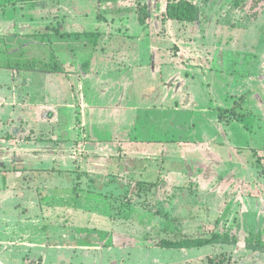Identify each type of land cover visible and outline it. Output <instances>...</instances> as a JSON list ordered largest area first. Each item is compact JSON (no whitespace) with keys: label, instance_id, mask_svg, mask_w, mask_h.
<instances>
[{"label":"rangeland","instance_id":"1","mask_svg":"<svg viewBox=\"0 0 264 264\" xmlns=\"http://www.w3.org/2000/svg\"><path fill=\"white\" fill-rule=\"evenodd\" d=\"M164 1L102 0L100 6L96 0L50 1L24 12L25 43L16 46L21 51L12 61L23 68L51 74L56 55L111 58L133 48L145 67L148 56L153 62L158 54L161 66H170L159 73L157 68L153 74L137 72L127 98L106 77L94 93L85 88L86 101L99 106L88 133L105 139L104 146L85 149V104L77 92L81 73L71 77L73 103L58 110L59 118L46 103L32 109L31 124L28 113L16 118L21 124L8 129V170L18 171L17 145L33 134L41 186L55 183V190L62 189L41 187L34 206L0 199V222L7 217L8 228L19 229L2 236L7 241L3 251L24 260L38 251L35 264H264V247L244 240L248 231L261 232L264 239V80L259 79L264 74V0H196L194 23L157 19ZM137 4H145L149 14L144 26L138 23ZM96 27L100 37L92 45L82 33ZM56 28L72 36H58ZM148 39L154 47L147 53ZM40 85L31 82L35 94ZM141 86L151 89L135 92ZM241 98L237 113L219 122L220 111ZM135 104L147 106L143 112L137 106L143 124L129 127L119 112ZM114 134L131 143L142 136L147 143L119 151ZM122 151L147 153V164L132 162L145 157L126 158ZM66 165L69 174L50 173ZM127 168L131 174L123 173ZM106 177L115 185L126 183H120L125 188H102ZM216 228L230 230L237 241L189 250L133 247L209 238Z\"/></svg>","mask_w":264,"mask_h":264},{"label":"crops","instance_id":"2","mask_svg":"<svg viewBox=\"0 0 264 264\" xmlns=\"http://www.w3.org/2000/svg\"><path fill=\"white\" fill-rule=\"evenodd\" d=\"M50 1H40L36 2L34 4H20L16 2V0H0V199H9L11 203L14 204V206L19 205H38L40 202L39 191L41 190V187L44 191L48 189L50 192L58 191L62 189V187L59 185L58 189L55 190V183L54 184H43L41 186L40 184V158H39V143L38 138H34V135L31 134V140L25 139V141H21L17 147L18 151L16 152V159H18L20 165L17 166L18 171L11 172L8 170V154L7 149L11 148L9 142V134L8 129L11 128L10 126L13 124H21V120H17L20 116V114L26 113V115L30 114L28 117L29 121L28 123L31 124L33 121L31 111L34 108H40L41 104L46 103V105L53 109L54 113L56 114L57 118L62 114H59L58 110L61 109H71V105L73 103V94H72V83H71V77L72 75L81 73V78L77 80V92L80 94L82 102L85 104L83 109L81 110L83 116L85 117V126H84V132L86 137V143L85 149L90 150L92 148V145L95 146L97 144L103 145L101 142H104L105 139L99 138V137H92V135H89L88 133V125L91 123L95 116V109H97L99 106L95 102L88 103L86 101V92L85 88H91L89 92L94 93L96 84H99L103 81V79L106 77L108 82L110 84H116L118 85L123 92V98L126 97V92L130 91V87H135V76L137 72L144 71V73L153 74V71L157 68V73H159V69L162 67L163 69H169L170 65H164L161 66L163 56L162 54H158V58L156 57V61H151L152 55H147V66H143L142 63L144 61L137 59L136 54L134 52V48L131 49H125L124 53H118L116 55H113V57H109L108 55H105L103 53H95L93 55L91 54H85L90 55V62H89V68L87 72H84L82 69L79 70L78 73L75 74H69L66 76L62 73H51L47 74L41 71H38L33 66L31 67H25L19 66L18 62L13 63V59L15 57L16 51H21L20 46L22 43H25V38L21 35L23 31V15L24 12H28V9L31 8V11L33 9L38 10L37 3H42L44 6H46L47 3ZM46 3V4H45ZM152 40V39H151ZM148 39L147 42V53L148 51H151L154 47V44H150ZM80 56V55H79ZM77 57V60L79 58ZM169 62L171 60L169 59ZM154 63V64H150ZM142 66V67H141ZM50 73V72H48ZM156 73V72H155ZM54 75L56 77L59 76V78H52L51 75ZM133 74V75H130ZM130 77L129 79H125V77ZM36 80V83H40L39 91L37 94L33 91V88H31V82L33 83L34 80ZM15 81V84L13 80ZM105 79V80H106ZM146 80H149L147 78ZM142 87V86H141ZM137 88V87H136ZM150 91L147 86H143L142 88H137L135 92H141L147 93ZM38 90V89H37ZM183 92V90L181 91ZM88 93V92H87ZM41 94V95H40ZM180 95V94H179ZM182 95V94H181ZM146 105H147V95H145ZM94 100V99H93ZM128 100V99H127ZM125 104V103H123ZM146 105H138L135 104L134 107L128 106L127 108L121 109V112H119L120 115L124 117L123 120L126 119V126L132 127L133 124H137L138 122L142 123L140 120L144 119L140 115V111H142L143 108H146ZM122 107L125 105H121ZM139 109H141L139 111ZM142 106V107H140ZM100 109V108H99ZM28 111V112H27ZM143 112V111H142ZM28 113V114H27ZM126 117V118H125ZM127 117L129 119H127ZM84 119V118H83ZM147 120V118H145ZM17 120V121H16ZM32 120V121H31ZM132 120V121H131ZM25 124V123H24ZM143 124V123H142ZM28 125H26L27 129ZM125 127V126H124ZM135 128V127H134ZM136 129V128H135ZM31 131V130H30ZM31 133V132H30ZM30 133L26 137H30ZM119 137L117 135H112ZM130 136V135H129ZM128 138V137H126ZM125 138V139H126ZM137 138V136L133 137ZM116 138H113L114 140ZM117 140V150L123 149L126 151V148L129 146H137L136 148H139L138 146L140 144L145 145L146 140L142 138V136H139L137 139L133 140L131 143L130 141L124 142L122 139L120 140V137ZM37 140V141H36ZM143 140V142H142ZM26 141L27 144H26ZM84 141V140H83ZM123 141V142H121ZM141 141V142H140ZM128 143V144H126ZM116 144V143H113ZM110 144V145H113ZM126 144V145H125ZM60 145H64L60 144ZM123 146V147H122ZM100 150V149H99ZM28 152V154L24 152ZM64 151V150H63ZM98 151V150H97ZM122 151V155L126 158H130L132 155L136 159L143 158V161L134 160L132 162L134 163H144L147 164V153L143 152L140 153L139 151H136L135 153H127ZM99 152V151H98ZM97 155V154H96ZM106 156V154H101ZM145 155V156H142ZM120 156V155H119ZM142 160V159H141ZM129 163L127 162L126 165ZM68 166V165H66ZM137 166V165H136ZM136 166L131 167V171L135 172L137 169ZM63 168V167H62ZM52 169V168H51ZM70 167L64 168V170L59 169L54 171L52 169L51 174L54 176L58 173L69 174V172H66L69 170ZM95 171H98L96 169ZM124 174L130 173L129 169L127 168V172L124 171ZM86 174V173H85ZM89 179H92V175H89V173L86 174ZM49 176V175H47ZM51 176V177H54ZM54 178H52L53 180ZM51 180V181H52ZM104 180L105 184H101L102 188H105V186L108 184L107 188H116L115 190L119 191L123 190L126 183H117L115 185L114 183H110L109 177H106ZM123 184L121 186V184ZM88 185H91L88 184ZM97 186L96 184H94ZM121 186V187H120ZM50 194V193H49ZM51 195V194H50ZM9 202V201H8ZM3 220L0 222V264H35L38 263L35 256L38 251L36 252H30V260L23 257L18 253L14 254L11 252V254H8V252L3 251V247L1 245H5L2 241V236H9L16 231H19V229L16 230H10L8 228V221L9 219L7 217L2 218ZM47 251V250H46ZM45 253L44 261H47L48 258V251ZM13 255V256H12ZM27 260V261H26Z\"/></svg>","mask_w":264,"mask_h":264},{"label":"trees","instance_id":"3","mask_svg":"<svg viewBox=\"0 0 264 264\" xmlns=\"http://www.w3.org/2000/svg\"><path fill=\"white\" fill-rule=\"evenodd\" d=\"M40 1H55L62 2L66 0H16L20 4H34ZM97 5L100 6L102 0H96ZM132 2V1H129ZM138 9V23L140 26H144L149 21V14L146 9L145 4H137ZM255 15V14H253ZM157 19L162 22L167 21H177L182 23H194L198 17V5L196 0H166L164 1L162 10L158 14ZM54 33L58 36H72V34L61 33L57 28ZM82 35L89 40V43L95 45L98 38L100 37V29L96 27L92 32H83ZM90 62V55L81 54L78 60H69L68 58H63L61 55L54 56V66L49 72L52 73H62L68 76L69 74L78 73L80 69L84 72L88 71ZM260 80H264V74L259 76ZM243 99H239L233 104L230 109H222L218 115V121H224L230 118L232 115L237 113V110L241 108ZM228 229V228H227ZM223 230V229H222ZM217 228L212 231L209 238H190L184 239L182 241H172V240H158L152 242H146L145 244L134 245L141 247H158L161 249H171V250H189L198 249L202 247H207L212 245L214 241H237L234 234H230L231 231L227 230L223 232ZM244 240L246 244L254 245L256 247H264V239L261 232L248 231L245 232Z\"/></svg>","mask_w":264,"mask_h":264}]
</instances>
